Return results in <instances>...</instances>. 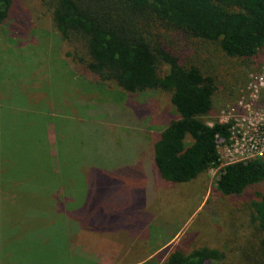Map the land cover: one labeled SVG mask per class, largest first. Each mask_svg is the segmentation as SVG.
I'll return each mask as SVG.
<instances>
[{"label":"rangeland","instance_id":"1","mask_svg":"<svg viewBox=\"0 0 264 264\" xmlns=\"http://www.w3.org/2000/svg\"><path fill=\"white\" fill-rule=\"evenodd\" d=\"M160 31L182 62L216 78L208 123L231 119L240 99L250 105L235 116L239 143L218 141L220 166L180 183L158 176L152 158L175 117L169 92L136 95L76 73L64 55L73 46L61 44L41 0H19L0 26V264L157 263L161 251L202 246L224 254L207 264H264L251 220L264 181L237 195L215 187L221 167L260 152L246 148L253 134L243 118L264 122L263 94L254 103L247 90L264 51L227 57L215 44ZM72 224L92 235L79 243L65 230Z\"/></svg>","mask_w":264,"mask_h":264},{"label":"trees","instance_id":"2","mask_svg":"<svg viewBox=\"0 0 264 264\" xmlns=\"http://www.w3.org/2000/svg\"><path fill=\"white\" fill-rule=\"evenodd\" d=\"M18 1L0 0V26L15 14ZM41 2L61 44L73 46L64 55L70 56L67 63L76 73L82 70L87 78L136 95L149 90L170 93L175 117L152 143L158 176L180 183L220 166L218 141L229 138L230 123L206 119L213 108L216 78L192 62H182L181 55L160 37V30L215 44L227 57L252 58L264 51V0ZM260 181H264V156L221 167L215 187L223 195H237ZM251 220L262 232L264 252V192L251 204ZM154 256L159 258L157 263L149 258L138 264L224 260L222 250L210 246L188 252L171 249Z\"/></svg>","mask_w":264,"mask_h":264},{"label":"built area","instance_id":"3","mask_svg":"<svg viewBox=\"0 0 264 264\" xmlns=\"http://www.w3.org/2000/svg\"><path fill=\"white\" fill-rule=\"evenodd\" d=\"M247 90L249 91V96L253 100L254 103L260 99L262 94L264 96V61H263V64L261 65L260 69L256 73H250L249 74V79H248V83H247ZM241 109H243V110L244 109L245 110L250 109L249 103H247V102L243 103L242 99H240L237 102L236 107H235V105L230 107V110H229L230 115L228 118H231V119L223 121V122H229L230 123V136L227 140L229 142V140L232 139L234 145H237L239 143V140L237 137L232 136V134L234 135V129L238 125H241L239 123L240 119L238 117H235V116L237 114L241 115V113L238 112V110H241ZM235 112H237V113H235ZM258 116H260V114H258ZM243 120H245L246 129L252 130V134H253V137L249 136V142H251V143H244V144H246V148H252L254 150H260V152L257 153L256 156H264V122L257 121L258 123L254 124V123H251L250 118H248V117L243 118ZM219 121H222V120L219 119ZM242 132H243V130L239 133V135L241 134L240 140L244 139V133L245 132L244 133H242ZM246 135H247V133H246ZM227 140H225V141H227ZM240 146H243V143H241ZM249 159H251V158H249ZM246 160H248V159H246ZM246 160H244V161H246ZM244 161H233V162H244ZM233 162H230V163H233Z\"/></svg>","mask_w":264,"mask_h":264},{"label":"crops","instance_id":"4","mask_svg":"<svg viewBox=\"0 0 264 264\" xmlns=\"http://www.w3.org/2000/svg\"><path fill=\"white\" fill-rule=\"evenodd\" d=\"M86 227L87 226H81L79 224H72V225H69L68 229H65V230L71 231L74 234V240L78 239V242L80 243L81 237H86V236L92 235L91 233L93 232V229L89 230ZM12 243H13V241H12Z\"/></svg>","mask_w":264,"mask_h":264}]
</instances>
